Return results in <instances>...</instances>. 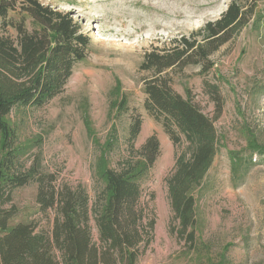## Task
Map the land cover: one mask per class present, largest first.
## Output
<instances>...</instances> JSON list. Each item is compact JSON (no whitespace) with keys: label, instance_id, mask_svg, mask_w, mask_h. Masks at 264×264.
<instances>
[{"label":"rangeland","instance_id":"obj_1","mask_svg":"<svg viewBox=\"0 0 264 264\" xmlns=\"http://www.w3.org/2000/svg\"><path fill=\"white\" fill-rule=\"evenodd\" d=\"M40 1L71 13L89 36L90 46L60 94L40 108L11 115L26 163L39 164L59 182L83 185L92 198L91 164L96 150L113 136L123 149L131 115L140 114L135 146L155 133L160 153L143 184V197L153 194L149 203L156 219L154 237L136 264H195L196 253L181 247L170 230L166 176L176 146L143 107V81L150 72L139 65L152 47L191 36L218 18L230 0ZM255 4L248 25L211 55L214 66L208 74L199 75L197 65L169 71L172 87L183 96L189 90L209 116L214 105L204 88L205 79L219 84L224 100L223 112L214 121L218 152L201 185L193 190L201 264H264V155L247 149L250 140L264 144V0ZM231 152L239 159L234 167ZM116 154L110 151L111 160ZM35 189V184H29L13 192L17 219L34 220L38 229L49 231L53 213L37 210ZM90 223L96 241L93 219ZM226 245V260L221 263Z\"/></svg>","mask_w":264,"mask_h":264},{"label":"trees","instance_id":"obj_2","mask_svg":"<svg viewBox=\"0 0 264 264\" xmlns=\"http://www.w3.org/2000/svg\"><path fill=\"white\" fill-rule=\"evenodd\" d=\"M257 0H230L214 20L191 33L146 51L139 68L150 72L143 81V107L161 124L176 146L174 164L166 176L171 233L181 247L196 253L197 214L193 190L199 187L218 152L214 125L224 100L217 82L205 79L213 115L204 113L189 90L183 96L172 87L169 71L197 65L208 74L211 55L248 25ZM200 37V38H198ZM90 38L71 13L40 0H0V264H136L153 240L155 214L143 197V184L160 153L155 133L136 147L140 114L131 115L125 146L109 137L91 164L95 181L91 198L86 188L59 182L39 164H27L24 146L12 117L25 108H40L60 94L77 62L89 50ZM120 109L125 102H118ZM12 115V117H11ZM117 151L111 160V150ZM250 154L264 155V144L250 140ZM114 154V153H112ZM232 165L238 155L231 152ZM36 185L35 203L53 213L49 231L34 220L17 219L13 192ZM91 219L97 231L93 240ZM228 245L219 261L226 260Z\"/></svg>","mask_w":264,"mask_h":264}]
</instances>
